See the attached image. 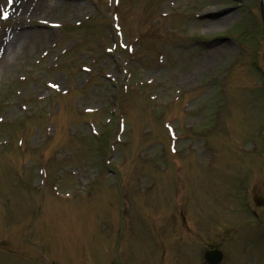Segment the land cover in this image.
Listing matches in <instances>:
<instances>
[{"label":"rangeland","instance_id":"rangeland-1","mask_svg":"<svg viewBox=\"0 0 264 264\" xmlns=\"http://www.w3.org/2000/svg\"><path fill=\"white\" fill-rule=\"evenodd\" d=\"M15 1L0 0V264H177L173 237L204 264L208 228L233 217L226 232L251 225L222 264H264L261 0H25V18Z\"/></svg>","mask_w":264,"mask_h":264},{"label":"bare ground","instance_id":"bare-ground-1","mask_svg":"<svg viewBox=\"0 0 264 264\" xmlns=\"http://www.w3.org/2000/svg\"><path fill=\"white\" fill-rule=\"evenodd\" d=\"M26 8V3H25V0H21L20 1V4L16 7V16L17 18H19V15L22 16L23 18H25L24 16V9ZM19 32L17 33H13L12 34V37L9 39L8 41V44L6 45H9V49H13V48H18V50L22 49L23 46L21 45L20 43V35L18 34ZM4 63V58L3 57H0V66H2ZM4 66V65H3Z\"/></svg>","mask_w":264,"mask_h":264},{"label":"water","instance_id":"water-1","mask_svg":"<svg viewBox=\"0 0 264 264\" xmlns=\"http://www.w3.org/2000/svg\"><path fill=\"white\" fill-rule=\"evenodd\" d=\"M262 3V6H261V13H262V19H263V22H264V4L263 2L261 1Z\"/></svg>","mask_w":264,"mask_h":264},{"label":"snow or ice","instance_id":"snow-or-ice-1","mask_svg":"<svg viewBox=\"0 0 264 264\" xmlns=\"http://www.w3.org/2000/svg\"><path fill=\"white\" fill-rule=\"evenodd\" d=\"M4 15H5V18H6V15H7V14L5 13Z\"/></svg>","mask_w":264,"mask_h":264}]
</instances>
